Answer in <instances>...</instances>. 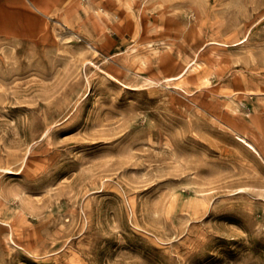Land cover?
Masks as SVG:
<instances>
[{
    "label": "rangeland",
    "instance_id": "1",
    "mask_svg": "<svg viewBox=\"0 0 264 264\" xmlns=\"http://www.w3.org/2000/svg\"><path fill=\"white\" fill-rule=\"evenodd\" d=\"M0 264H264V0H0Z\"/></svg>",
    "mask_w": 264,
    "mask_h": 264
},
{
    "label": "bare ground",
    "instance_id": "2",
    "mask_svg": "<svg viewBox=\"0 0 264 264\" xmlns=\"http://www.w3.org/2000/svg\"><path fill=\"white\" fill-rule=\"evenodd\" d=\"M241 141L244 143L245 146H248L250 149H252L254 152H256V150L254 149V147L251 144H249V143H247L246 141H243V140H241Z\"/></svg>",
    "mask_w": 264,
    "mask_h": 264
}]
</instances>
